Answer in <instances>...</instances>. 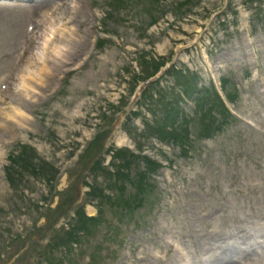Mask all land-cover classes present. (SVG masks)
I'll return each mask as SVG.
<instances>
[{
	"label": "rangeland",
	"instance_id": "rangeland-1",
	"mask_svg": "<svg viewBox=\"0 0 264 264\" xmlns=\"http://www.w3.org/2000/svg\"><path fill=\"white\" fill-rule=\"evenodd\" d=\"M107 4L108 0L77 1L78 22L60 33L69 35L81 30L77 33L79 38L88 33L87 47L82 49L79 43H70L73 52L67 57L68 63L61 69L59 65H52L50 73L54 77L44 82L40 91L47 89L37 99L28 101L19 94L7 93L8 101L0 108L1 116L22 105L29 115L24 127L15 123L10 125L11 133L0 130V264H14V260L22 264L38 238V230L56 215L50 207L74 194L72 179L88 160L89 155L82 157L87 143L98 133L107 131L110 121L103 116L105 112L113 114L109 112L112 110L109 105H118L129 94V77L125 71H135V79L150 74L154 65L164 62L152 54H172L183 72L169 74L162 83L165 94L161 103L169 114H173L177 99L174 89L181 82L184 92L192 95L198 91L196 73L204 85L208 82L207 75L211 74L227 77L230 85L236 87L237 98L232 103L235 119L212 138L196 140L189 157L179 156L177 147L171 144L142 139L143 149L165 164L170 162L169 168L155 178L153 205L137 212L140 219L143 216L142 226L131 223L122 235L126 236L124 244L111 246L119 260L115 262L105 250L98 264H131L134 249L140 248L139 239H143L145 248L156 250L160 246L166 252L162 240L169 230L171 235L185 233L186 239L182 240L190 244V237L194 236L190 233L191 223L206 230V222L216 228L223 221L221 215L210 221L203 219L202 224L194 221L193 215L197 212L194 206L199 210L216 208L220 214H227L239 206L246 210L253 206L250 200L241 197L248 189L250 196L264 193V135L261 132H264V0H165L161 8L164 13L157 24L148 19L147 2L137 5L142 14L125 12L116 6L110 8ZM85 20L86 24H81ZM9 32V24L0 22V74L3 55L12 38ZM191 76L193 87L186 80ZM204 85L201 89L205 90ZM193 106L189 103L184 111L191 114ZM138 109L150 117L140 106ZM122 115L119 112L115 117ZM241 119L252 127L245 126ZM144 121L140 116L133 121L139 129L126 123L125 131L121 129L120 135H112L104 149L112 144L117 148L126 144L134 147ZM18 144L34 146L35 153L39 154L34 159L36 165L33 162L24 167L23 162L15 160L10 167L14 177L11 184L21 186L22 192L14 191L7 182L9 173L8 177L4 174L8 155L17 153ZM101 156L105 163L110 160L105 150ZM42 158L60 170V193L55 198L35 171L37 167L44 168L40 163ZM81 178L83 182H95L88 172ZM97 180L100 183L102 177ZM44 236L48 240V233ZM46 239L42 238L40 244L47 242ZM192 247L200 255L204 253L201 246ZM87 260L79 258L76 263L88 264Z\"/></svg>",
	"mask_w": 264,
	"mask_h": 264
},
{
	"label": "bare ground",
	"instance_id": "bare-ground-1",
	"mask_svg": "<svg viewBox=\"0 0 264 264\" xmlns=\"http://www.w3.org/2000/svg\"><path fill=\"white\" fill-rule=\"evenodd\" d=\"M61 1L62 0H50V2L54 3L55 5ZM28 2H30L28 5L33 6V7H37V8H44V7H46V5L49 4V0H40V1L31 0ZM71 3H76V0H74ZM63 5L65 6L64 3H63ZM2 9H4V8L2 6H0V11ZM8 18H9V16H4V17H2L1 20L6 23ZM12 18H13V24L11 25L12 30H16V28H17V32L19 30L20 33L17 35L16 32L12 31L13 38H18L19 43L18 44L11 43L10 45L13 47H16V46H19L20 43H25V46H27V47L30 46L31 45V38L29 37V35L31 32L33 33V30L31 32H29L28 29L26 28V26L22 25V22L19 19L18 14L16 12H14V14L12 15ZM30 22L33 25V29H34L35 25L33 23V20H30ZM50 40H53L55 42L52 46V52H51L49 57L52 56L53 66L59 65V68H62V65L68 61V59H67L68 55L71 52H73V51H71V48H70V47H72V44L70 45L71 42L79 43L78 46H81V48H83V47L86 48L87 42H88L87 38H81V39L77 38L76 39L73 35H71V34L65 35L64 33L59 35L57 38H53V39H47L46 38L45 43H47ZM62 44H63V46H62ZM75 56H78V55H75ZM71 58H72V56H71ZM32 65H38L39 70L36 73H33L32 71H28L22 77V82L24 84L23 88L25 89L24 92H28V93H29L28 88H30L29 86H31L30 82H36V80H40L41 82L42 81L46 82L53 76V73L52 72L50 73V70H51L50 65L48 66L45 61L41 62V58L39 57V55H37V53L35 54L34 52H33L32 56L30 57V65L29 66H32ZM26 75L30 76V78H27ZM26 85H27V87H26ZM19 116H21L20 113H19ZM167 245L173 251L172 258L174 257V264H188V262L186 260V256L182 250L176 248L175 246H173L169 242L167 243ZM215 260L219 263L224 262L223 259H221L220 257H217V256H215ZM225 264H232V263L226 262ZM238 264H241V263L239 262ZM261 264H264V261Z\"/></svg>",
	"mask_w": 264,
	"mask_h": 264
}]
</instances>
